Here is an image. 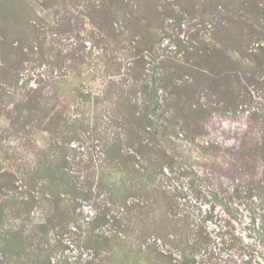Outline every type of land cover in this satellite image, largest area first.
Here are the masks:
<instances>
[{"label":"rangeland","instance_id":"rangeland-1","mask_svg":"<svg viewBox=\"0 0 264 264\" xmlns=\"http://www.w3.org/2000/svg\"><path fill=\"white\" fill-rule=\"evenodd\" d=\"M124 1L136 20L118 0H0V174L48 192L0 215V264H264V0ZM221 61L235 104L201 85L182 131L165 76L190 88ZM146 106L179 132L159 139L168 161L128 146Z\"/></svg>","mask_w":264,"mask_h":264},{"label":"trees","instance_id":"trees-1","mask_svg":"<svg viewBox=\"0 0 264 264\" xmlns=\"http://www.w3.org/2000/svg\"><path fill=\"white\" fill-rule=\"evenodd\" d=\"M118 7L120 8V10L126 12L127 15L130 16V19L136 20V17H137L136 14L133 12L131 6L127 4L124 0H120V1L118 0ZM256 31L257 30H255V32ZM255 32H253V29H251V33H255ZM155 33L156 32L153 31V34ZM214 39L219 42L217 38H214ZM224 41L226 42V40ZM246 43H247L246 39L242 38L240 39L239 45L243 48L246 46ZM207 50L216 51V44L212 43V46L207 48ZM240 61H243V60H240ZM224 63H225L224 61L218 62L217 64L214 65L213 68L209 70H207L209 65H206V67L203 68L207 70L206 72L205 71L201 72L200 70L196 69L195 72H193V74H194V78L197 80V83L191 86L190 88L186 87L185 86L186 84L185 85L183 84L174 85L175 83L173 84L171 82V74H167L165 76V79L167 81L166 87L172 84V86L174 87L176 91L175 92L173 91L171 93H175L176 97L179 99V101H177L176 103L174 102L172 104L173 107H175V110L173 109V111H177L179 113L177 114L178 118L176 119V117L173 116V118L171 119L172 121L178 120V119L182 121V124L174 121V124H180L182 131H186V132L188 131L187 122L191 119V116L195 114L196 108L198 107L199 109H203V103L201 102L202 99L200 98L201 93L199 92V87L201 85L208 88V86L211 87V85H217L219 79L220 81L225 80L224 86L222 87L224 88V90L220 89L219 93L221 95L219 97L222 100H224L225 102L224 105L235 104L236 98L233 97L232 95L235 93L234 89L236 87L234 85L242 86L241 83L239 82L240 75H239V72L233 69L231 66L224 67L223 66ZM197 66H199V64H197ZM176 78H177V72H176ZM227 97H229V99ZM129 104L130 106L133 105L131 104V102H129ZM193 104H195V106H193ZM34 106L42 110V113L39 114L42 119L48 118L50 114L49 112L52 109L46 103H43L40 101H34V102L26 101L23 107H29V109H31ZM143 110H140L141 112H138V110H136L130 114L131 118L134 117V121L129 122L130 127L128 126V122L126 118L124 119L123 125L131 133V135H127L128 137L127 140L129 141L128 146L132 150H135L137 153H140L141 156H143V154L146 152L144 150H147L148 153L159 156L158 158H161L160 159L161 162H163L165 158L168 161L169 156L165 153L164 148L161 147L158 142H159V139H162L163 141L168 142V144L172 143V141L169 140L167 135H170V133H175L178 131H176L175 126L174 125L172 126V124L163 125V124H159V121H158V124H159L158 132H155V131L153 132L152 125H151L152 120L149 118V113L153 115H157L156 110L155 108H150L148 106L145 107L144 111ZM143 133H147L149 135L148 136L149 141H147L148 143L146 144L142 142L143 139H142L141 134ZM130 137L132 138L130 139ZM150 141L152 142V144H150ZM111 150H113V155H115L114 148H111ZM118 154L120 155L121 153L118 151ZM122 156L124 160H128L129 162H131V159H133V155L128 156L127 154H121V157ZM147 161L155 162V161H150V160H147ZM157 163H154V164L151 163V164L153 165V167L159 168L160 167L159 162ZM134 171H137V170H135L134 168ZM0 175H1L0 179L5 180V183L4 182L0 183V196H3L2 198L3 200L0 199V215L5 214L8 211H16L18 213H23V214L28 215L29 212L35 206V204L39 202V198L43 199L45 198V195L47 196L46 193L48 192H46L45 184H38V182L28 181V179L27 180L25 179V184L22 185V186H25V188H23L22 186L15 184V177H14L15 175L13 172L8 170V171L2 172ZM82 185H86V184L84 183ZM50 196L52 199L47 200L46 198L45 200L56 204L58 207V204H60L62 200H59V197L57 195L52 194ZM174 205H176L177 207V203ZM169 209L176 210V208H169ZM118 212L120 211L118 210ZM171 215H173L171 220L172 221L176 220V223H181L182 226H186L187 223H191V222L196 223L197 221L195 218L196 215L192 211H188L186 213L176 211L175 213H172ZM193 218H194V221H193ZM147 246L149 248L152 247V245H147Z\"/></svg>","mask_w":264,"mask_h":264}]
</instances>
